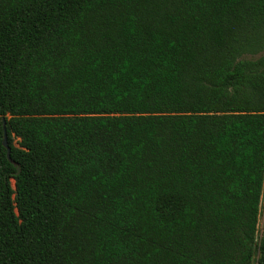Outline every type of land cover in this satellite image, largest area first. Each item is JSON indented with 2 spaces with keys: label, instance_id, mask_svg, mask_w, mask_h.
<instances>
[{
  "label": "trees",
  "instance_id": "1",
  "mask_svg": "<svg viewBox=\"0 0 264 264\" xmlns=\"http://www.w3.org/2000/svg\"><path fill=\"white\" fill-rule=\"evenodd\" d=\"M263 190L264 0H0V264H264Z\"/></svg>",
  "mask_w": 264,
  "mask_h": 264
},
{
  "label": "rangeland",
  "instance_id": "2",
  "mask_svg": "<svg viewBox=\"0 0 264 264\" xmlns=\"http://www.w3.org/2000/svg\"><path fill=\"white\" fill-rule=\"evenodd\" d=\"M263 201H264V190H263V193H262V196H261V209H262ZM257 229H258V235H259V233L261 231V218L260 217H259V220H258Z\"/></svg>",
  "mask_w": 264,
  "mask_h": 264
},
{
  "label": "water",
  "instance_id": "3",
  "mask_svg": "<svg viewBox=\"0 0 264 264\" xmlns=\"http://www.w3.org/2000/svg\"><path fill=\"white\" fill-rule=\"evenodd\" d=\"M2 146L5 148V154H6V158L8 159V148L6 146V143H5V135H4V131H3V140H2Z\"/></svg>",
  "mask_w": 264,
  "mask_h": 264
}]
</instances>
